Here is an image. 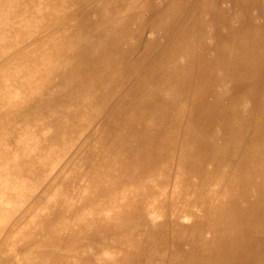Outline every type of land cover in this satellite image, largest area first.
Wrapping results in <instances>:
<instances>
[{"label":"bare ground","instance_id":"obj_1","mask_svg":"<svg viewBox=\"0 0 264 264\" xmlns=\"http://www.w3.org/2000/svg\"><path fill=\"white\" fill-rule=\"evenodd\" d=\"M9 86L23 102L6 103ZM52 105L53 128L106 115L104 158L85 175L97 181L81 191L113 196L93 224L57 222L43 240L59 235L55 247L22 245L2 264H264V0H0V121L38 128ZM25 135L15 169L20 143L51 139ZM113 232L119 245L103 243Z\"/></svg>","mask_w":264,"mask_h":264},{"label":"rangeland","instance_id":"obj_2","mask_svg":"<svg viewBox=\"0 0 264 264\" xmlns=\"http://www.w3.org/2000/svg\"><path fill=\"white\" fill-rule=\"evenodd\" d=\"M47 94L48 92L45 93V95ZM30 104L31 102L29 103V105ZM39 110L37 113H34V116H36L37 114V118L40 117L44 121L40 124V127L38 128L31 126V122H29L30 120L19 122L17 118H15L16 120L14 119L12 121L13 123H9L11 127H8L6 123L0 121V133L4 132L6 134V137H5L6 140H0V143H4V144H0V159H2V162L4 160L3 157H4V152H5V145L8 146L7 148L9 149V151L7 152V159L9 160L11 157H14V150L17 149V147L15 146V142H17L16 136H18L19 133H24V135L26 134L25 135L26 137L34 136L36 132L39 133L40 135L47 134L51 136L49 143L46 145L40 144L41 145L40 146L38 143H31L30 141L32 140H27L26 143L25 142L20 143V148H23L24 150H26V153L24 154V156L22 155V157L19 158L20 167L18 168L16 167L15 169L13 168L12 164L9 163L10 170L8 173V179L9 181L14 179V183L17 182L19 184L18 187L15 188L17 196H20V195L25 196V200H24L25 206L23 205V203L18 204L16 206L17 211L19 209L20 210H19V215L16 216L15 220L13 221V224H18L21 220H26L28 216L34 214L37 209H42L45 206L47 207V212L44 216H41L38 220V225L39 224L45 225V229H43L42 231L35 230L30 235V238L23 240V242L17 241L15 245H13L11 241H8L6 239L8 238L7 234L9 230L12 229L11 226L1 231L2 235H0V258H2V260L6 262L7 261L13 262L15 260L13 254H11L10 252L12 253L14 252L15 254H17L20 251V249L18 248H22L25 245H27L26 247H28L29 244H35L36 241L38 243L37 246H40V249L43 248L41 252L48 251L49 245H52V246L56 245V243L58 242L57 239L60 238L59 235L53 234L52 238L50 237L48 241H43L45 240L44 237L46 235L45 233L47 232V230H49V232H52V230L49 229L52 225L56 224L57 222H62V221L67 222V223L71 221L72 224H74L76 221L82 218H85L84 222L86 224H91L92 223L91 220H93L94 217L97 216V214L95 213L99 211V207L107 205V203L110 202L113 196L112 193H110V191L107 190L109 193H104L103 195L99 193L95 195L94 198L91 197L88 199V198H84L85 197L84 192L82 193L81 191L83 187L90 185V183H93V182L95 183L97 181V176L91 179L92 177L91 173L87 177H85V175L88 173L89 169L95 164L96 159H99L100 161L101 159L104 158L103 155L106 152L105 148L108 143L107 137L110 134V132H106V133L104 132L106 115L105 114L102 115L100 118H98L96 123L92 125H89V123L88 124L81 123L82 120L80 122V120L76 119L75 122H72V123H75V124H77V122L80 123L78 128L74 127L67 120L62 121V125H64V127L61 125L60 128L59 127L53 128V126H51L49 121L53 117L55 106L54 105L43 106ZM92 113L95 114L96 112H92ZM45 114L47 115V118ZM66 124L68 126H66ZM30 126H31V129H30ZM45 128H48V129L43 130ZM29 133H32L33 135ZM100 133L101 134L103 133V134L101 135ZM91 139L93 140L91 141ZM94 139H95V142H94ZM89 140L90 142H88ZM13 146H14L13 148L14 150L12 149ZM75 150H77L78 154ZM61 156H63L62 157L63 160L61 159ZM238 157L239 155L234 156L235 162H237ZM235 165L236 163L232 165L233 167L230 165L228 169L226 168L225 183L230 182L236 170ZM67 177H68V180L66 179ZM114 178H115L114 174L110 175L109 173H106V177L104 179L109 189L113 185V181H115ZM2 180H4V176ZM83 182H85L84 184L87 183V185H84ZM1 194L2 193H0V196ZM50 199L53 201L51 204L48 203ZM17 202L19 203V201ZM72 206H74L77 209L74 211H71L68 216L66 217L63 216L67 212V210L69 212V209ZM110 217H113V216H110ZM33 219L35 220L36 217H33ZM104 219L108 220L111 218H109V215H108V216H105ZM88 220L89 222H87ZM11 235L12 233L10 232V238H11ZM120 235L121 234L119 232H113L108 235H105L104 238L106 239L103 241V243L107 242L109 245L116 243L119 245V241H120L119 239H121V237H119ZM97 236L95 237L90 234L89 236L85 237L83 241L82 240H78L79 242L77 241L78 243L76 245L81 246V250L79 252L82 251L83 257L85 253H91V244L97 241ZM207 237H209V235H207ZM5 241L6 243H10V244H8L7 246L6 245L4 246ZM52 242L54 243V245L52 244ZM1 243H3L2 246H1ZM123 244L125 243L123 242ZM15 247H17L16 251H15ZM76 251L77 250L73 248L69 254L75 253ZM22 252H20L17 256H20ZM59 252L61 254L59 255L60 257L64 258L67 256L66 251L65 253H63L62 251H57V253ZM6 255H8L9 257L6 258ZM114 257H115V253H112L109 259L113 261L114 263H116L117 259H119V256L115 260H113ZM33 261L34 259L32 258V260L29 261L28 263L31 264ZM2 262H0V264H2ZM70 262H73V261H70Z\"/></svg>","mask_w":264,"mask_h":264},{"label":"clouds","instance_id":"obj_3","mask_svg":"<svg viewBox=\"0 0 264 264\" xmlns=\"http://www.w3.org/2000/svg\"><path fill=\"white\" fill-rule=\"evenodd\" d=\"M17 76H19V72L16 73ZM7 85V80L5 81ZM4 100L7 104L13 105L18 102H23V95L21 91L12 88V87H6L4 92ZM31 143H38V141H31ZM9 149L5 145V152H4V180H3V193H2V202L4 206V213L3 218L0 219V229H7L9 226L12 227L13 235L10 238V241L13 245L17 241L23 242V240L30 238V235L37 230L39 227L38 220L41 216H44L47 212V207L45 206L42 209H37L34 214L28 216L26 220H21L18 224H13V221L15 220L16 216L19 215V210L17 211V205L23 203L25 196L20 195L17 196L16 189L13 188L10 185L9 179H8V173H9V162L7 159V152ZM16 158L14 157L11 163H15ZM19 201V203L17 202ZM53 201L50 199L48 201L49 204H51ZM25 206V205H24ZM33 217H36L34 220ZM0 235H2V232H0Z\"/></svg>","mask_w":264,"mask_h":264}]
</instances>
